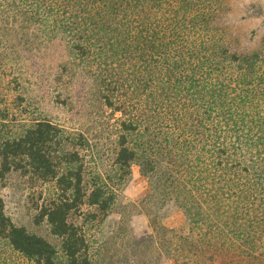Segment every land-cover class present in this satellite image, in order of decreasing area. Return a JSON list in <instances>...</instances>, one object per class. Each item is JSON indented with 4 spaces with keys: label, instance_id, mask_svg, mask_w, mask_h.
Returning a JSON list of instances; mask_svg holds the SVG:
<instances>
[{
    "label": "trees",
    "instance_id": "trees-1",
    "mask_svg": "<svg viewBox=\"0 0 264 264\" xmlns=\"http://www.w3.org/2000/svg\"><path fill=\"white\" fill-rule=\"evenodd\" d=\"M222 11L220 0H0V183L53 185L36 223L61 247L15 226L1 195L0 241L32 264H95L70 219L88 206L103 222L138 165L188 220L185 232L151 219L175 264H264V49L234 51ZM60 38L121 115L113 175L91 170V182L82 136L14 112L21 58Z\"/></svg>",
    "mask_w": 264,
    "mask_h": 264
},
{
    "label": "rangeland",
    "instance_id": "rangeland-1",
    "mask_svg": "<svg viewBox=\"0 0 264 264\" xmlns=\"http://www.w3.org/2000/svg\"><path fill=\"white\" fill-rule=\"evenodd\" d=\"M220 1L223 2L221 22L228 27L233 50L240 54L262 51L264 0ZM25 54L29 57L21 58L19 72L26 99L14 109L18 118L48 117L65 128L68 134L82 136L84 147H79V151L90 182L91 170L106 177L113 175L121 115H113L103 105L91 77L83 68L73 64L61 38L42 47L38 53L33 50ZM37 186H31L19 173L8 175L3 184L0 183L5 213L15 226L24 227L61 247V241L51 234L47 222L36 223L37 209L56 191L53 185ZM114 193L117 194L114 205L103 222L91 223L88 216L91 208L88 206L82 208L81 215L70 219L83 228L94 263L175 264L174 259L158 247L159 233L153 228L151 219L156 216L165 228L185 232L189 223L174 200L161 199L157 178L144 176L140 167L134 165L126 185ZM0 264L32 262L8 243L0 241Z\"/></svg>",
    "mask_w": 264,
    "mask_h": 264
}]
</instances>
